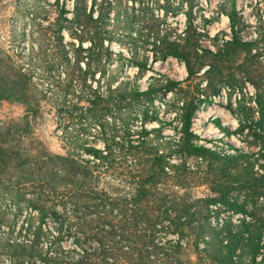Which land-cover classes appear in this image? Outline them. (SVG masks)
<instances>
[{"label": "trees", "instance_id": "trees-1", "mask_svg": "<svg viewBox=\"0 0 264 264\" xmlns=\"http://www.w3.org/2000/svg\"><path fill=\"white\" fill-rule=\"evenodd\" d=\"M3 1L0 0V113L4 103L27 114L39 111L38 91L19 63L23 54L8 40L5 30L14 14L27 13L49 37L41 47L43 51L60 49L70 64L62 43L63 31L78 40L77 47L71 43L72 71L58 86L59 95L76 112L69 118L77 121V127L83 129L91 123L103 127L115 117L123 124L135 117L140 126L127 128V142L123 144L127 151L116 175L111 171L113 163L100 158V150L83 146L97 162L69 152L67 157L58 158L63 161L62 170L19 167L16 176H7L5 166L15 156L0 147V192L17 203L26 202L29 210L25 230L18 233L19 237L3 240L0 254L8 255L11 264H264V146L248 153L231 145L235 153H222L198 143L199 136L191 130L194 114L202 105L213 103L219 94L221 86L216 83L236 85L237 73L254 88V103L263 120L264 67L258 55L251 53L253 41L241 37L234 6L227 13L231 37L223 40L221 47L216 46L217 52L213 53L198 44L202 34L192 22L193 0H186L187 11L182 10L183 1L175 6L168 0L166 16L182 13L186 18L183 36L172 39L174 30L169 26L157 31L161 55L147 61L129 59L111 48L114 37L106 26L111 0H71V9L67 8L69 0ZM86 41L89 46L83 47ZM241 55H245L244 63L239 61ZM168 57L184 64L185 79L175 80L156 71L163 81H152L141 90L131 80H117L108 72L114 59L120 65L127 61L146 72L154 71L152 65ZM233 64H237L236 69ZM205 65L209 66L204 72L208 85L199 89L195 80ZM158 91L175 95L172 104L179 125L173 128L176 138L162 136L165 122L158 118L153 104ZM21 121L27 125L26 118ZM154 121L160 125L146 126ZM237 122L239 131L251 128L247 118L238 117ZM214 124L226 136L238 135V131L230 132L217 120ZM27 128L22 126L16 131L23 135ZM5 137H11L9 129ZM72 141L71 136L65 140L68 144ZM4 143L0 140V145ZM106 174L108 181L119 185V192L111 194L99 186ZM198 187L206 190L196 198L192 190ZM171 188L177 190L169 193ZM221 213L238 216L239 222L225 220L214 227L212 218L217 219ZM70 232L80 233L84 240H76L74 256L59 252L60 247H47L42 241L49 235L59 240ZM160 232L175 234L176 240L160 241Z\"/></svg>", "mask_w": 264, "mask_h": 264}, {"label": "rangeland", "instance_id": "rangeland-1", "mask_svg": "<svg viewBox=\"0 0 264 264\" xmlns=\"http://www.w3.org/2000/svg\"><path fill=\"white\" fill-rule=\"evenodd\" d=\"M111 1L112 5L106 26L114 37L110 45L116 53L122 52L129 59L149 61L154 55H161L162 48L156 41L157 31L168 29L169 26L174 30L172 39L183 36L186 18L182 13L177 16H170V14L166 16L168 0ZM172 1L175 6L183 1V11H187L189 8L186 0H169V2ZM5 2L6 0L3 1L4 4ZM233 6L238 13V29L242 39L253 41L254 49L251 53L258 55L259 62L264 67V0H235L234 3L232 0H193L192 22L197 32L202 34L198 44L201 48H208L215 53L217 52L216 46L221 47L223 40L230 39L227 13L232 12ZM67 8H72L71 0L67 1ZM14 16L15 18L7 24L5 30L9 34L8 40L13 42L16 49L23 54L19 63L23 66L22 72L30 75L38 91L39 111L27 114L20 108L9 106L6 103L1 104L0 140L3 139L5 143L0 147L16 157L12 162L8 161V165L5 166L6 175L16 176L15 170L19 167H25L26 170L34 168L35 171L45 168L62 170L63 161L61 162L58 158L67 157L69 152L78 153L86 160L97 162L98 160L94 156L84 151L83 146H92L100 150L101 156H106H100V158L107 163L108 161L113 163L111 171H114L116 175V172L121 170L119 168H122L123 156L127 151L123 145L127 142V128H139V119L131 117L126 124H123L117 119L118 117H115V120L108 119L103 127L98 126V123H91L82 127L83 129L77 127V121L69 118L70 114L75 116L76 112L73 106L64 102V99L59 95V82L66 78L67 72L72 71L73 47L71 43L77 47L78 40L72 38L67 31H63L62 43L65 50L68 51L67 58L71 62L69 64L63 59L59 52L60 49L42 50L45 47L44 42L49 39L48 36L45 37L42 34V25L32 21L27 13H16ZM88 46V41L83 43V47ZM58 48L60 47L58 46ZM199 53L202 52L199 51ZM244 59L245 55H241L239 61L244 63ZM85 62L86 60L81 61V65L84 66ZM237 64H233L232 67L236 69ZM111 66L108 72L117 77V80H131L132 83L139 85L141 90H145L152 81H163L156 71L175 80H183L187 76L184 64L173 57L153 64L154 71L142 72L127 61L120 65V62L115 59L111 62ZM159 67H164L165 70L162 71ZM208 68L209 66L205 65L197 73L198 78L195 82L199 89H204L208 85V77L204 73ZM239 74L237 73L239 81L236 85L231 86L227 82L216 83V86H221L219 94L213 98V103L202 105L194 114L191 122L192 132L199 136L198 143L227 154L235 153L230 148L231 145L248 153L258 151L260 147L264 146V115L262 120L260 109L258 110L254 103V88L245 77ZM98 75L99 73H96L95 77L97 78ZM155 95L157 99L153 104L158 118L165 122L164 125L162 124V136L168 139L176 138L178 134L173 128L179 127V125L176 108L172 104L175 95L172 92L163 95L161 91ZM238 117L247 118L251 128L239 131ZM24 118H26L27 125L21 121ZM215 120L230 132L238 131V135L226 136L214 124ZM158 125L160 124L155 121L146 124L148 128L158 127ZM22 126H27L28 130L20 135L21 131L17 133L16 129ZM209 128H213L215 133H209ZM7 129L10 130L11 137H5ZM70 136L73 138L72 144L65 142ZM231 138H235L238 145L231 143L229 141ZM189 162L193 163L194 161ZM107 178V174L102 176L99 186L111 194L119 192L121 188L116 181L110 182ZM173 190L177 189L171 188L168 189V192ZM205 190V187L195 188L192 190V195L198 198L205 194ZM177 196L180 197L179 194ZM17 210L21 212L19 213ZM27 211L29 210L26 202L17 203L10 196L0 192V252L3 240L19 237L18 233L25 230ZM237 217L221 213L217 219L212 218L211 223L214 227L218 226L217 222L221 224L225 220H231L237 224L239 222ZM48 230L53 231L51 227ZM51 234L53 235V233ZM62 236L63 238L55 240L49 235L42 241L46 243L47 247L50 245L51 247H60L61 251L59 252L74 256L73 250L78 248L76 240L80 238L81 243H84L81 234L70 232ZM157 236L160 241L168 240V243L174 242L177 237L175 234L165 232H160ZM92 242L93 240H89V243ZM0 256V264H11L8 255L0 254Z\"/></svg>", "mask_w": 264, "mask_h": 264}, {"label": "bare ground", "instance_id": "bare-ground-1", "mask_svg": "<svg viewBox=\"0 0 264 264\" xmlns=\"http://www.w3.org/2000/svg\"><path fill=\"white\" fill-rule=\"evenodd\" d=\"M160 68V70H162V71H164L165 70V68L164 67H159ZM208 132L209 133H215V130L213 129V128H209L208 129ZM229 141L231 142V143H233V144H237L238 145V141L235 139V138H231V139H229ZM235 144V145H236Z\"/></svg>", "mask_w": 264, "mask_h": 264}]
</instances>
